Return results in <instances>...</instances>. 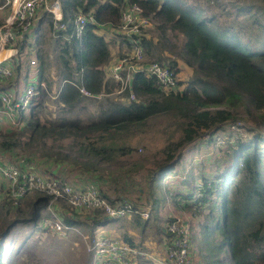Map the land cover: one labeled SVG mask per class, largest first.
I'll use <instances>...</instances> for the list:
<instances>
[{
	"label": "trees",
	"instance_id": "trees-1",
	"mask_svg": "<svg viewBox=\"0 0 264 264\" xmlns=\"http://www.w3.org/2000/svg\"><path fill=\"white\" fill-rule=\"evenodd\" d=\"M57 1L60 21L66 24V29L53 31L59 40L55 39L50 44L52 66L55 69L50 78L48 56L40 53L39 47L35 51L38 61L37 81H44L48 90H51L54 79L57 81L53 100L56 116L39 121L46 93L42 89L38 90L36 100L32 101L22 124L0 135V150L12 153V150L16 152L33 148L37 142L44 144L48 139H68L66 153L47 150V157L59 166L70 164L79 167L83 174L92 177L91 182L96 185L98 194L109 203L120 204L129 198L126 194L130 190L135 189L136 195H140L152 184H159L162 177L175 167L182 151L188 152L196 147L193 145L195 139L206 137L204 143L208 144L215 141L213 136H218L220 147L226 146L228 149L223 154L225 160L222 166L219 167L213 160L214 173L211 179L206 178L207 173L201 168L200 174L195 175V186L183 193L187 195L184 202L191 201L198 213L205 211L203 222L198 223V226L203 229L201 235L204 240H212L206 248L213 246L214 254L218 256L216 264H264V0L245 1L240 6L228 3L227 10L222 8L218 15L207 18L199 17L190 7H179L175 0ZM126 3L137 4L145 16L157 23V40L141 38L148 57L146 62L155 60L176 73L175 62L161 63L159 55L164 49L163 42H167L166 31L177 32L183 41L176 48L175 55L191 69L189 78L184 83L177 81L174 89L165 90L155 78L136 72L131 77L129 90L118 94L125 99L131 92L133 99L127 103L107 100L102 116L89 122L67 118L66 114L71 113L83 99L78 86L93 96L106 95L118 89L119 81L107 75L110 60L108 45L95 30L101 24L116 26L119 10ZM77 12L92 16V22L85 24L79 38L71 34L72 19ZM221 18L230 20L220 23ZM48 27L52 31L50 22ZM21 61L16 58L9 84L17 83ZM23 71L26 75V68ZM21 80H24V76ZM156 115L170 118L169 126H173V130L161 148L147 147L146 150L150 149L152 155H139L132 170L128 171L135 172L138 167L143 168L142 186H132L136 182L123 170L107 177L111 189L116 191L109 197L107 194L111 193L101 189L100 184L105 183V180L97 174L98 163L119 164V157H128L130 146L127 142L116 143L115 139L137 130ZM228 126L235 129L232 131ZM239 130H243L247 138L240 137ZM176 131L178 135L174 137ZM17 134L28 136L20 139ZM107 138L109 144L104 141ZM69 152L74 153V156ZM21 160H17V163L20 164ZM22 164L24 169L28 168L27 160H23ZM122 176L128 177V181H123ZM187 182L188 177L181 185ZM0 184V189H4L5 183ZM189 184H192V179ZM7 198L3 196L0 201L2 238L16 222L36 221L39 209L48 200L42 194L29 200L27 203L31 204V215L23 217L19 205L24 196L16 205H11ZM154 203L152 210L158 202ZM8 204L13 207L14 214V219L10 221L6 220ZM137 206L133 204L132 208ZM90 211L93 214L85 220L90 221L87 225L71 217H63L62 221L74 230L76 227L91 230L96 225L118 223L126 218L112 219L97 210ZM129 217H133L135 226L140 224L145 227L147 220H141L135 213ZM37 227L41 229L39 222ZM207 229L211 232H207ZM158 231V234L166 233L162 229ZM121 236L124 242L135 246L132 244V235Z\"/></svg>",
	"mask_w": 264,
	"mask_h": 264
},
{
	"label": "rangeland",
	"instance_id": "rangeland-1",
	"mask_svg": "<svg viewBox=\"0 0 264 264\" xmlns=\"http://www.w3.org/2000/svg\"><path fill=\"white\" fill-rule=\"evenodd\" d=\"M245 1L256 2L259 0H175V4L179 7H190L196 14H198L199 17L207 18L208 16L211 17L214 14L218 15L222 8L227 10L228 3H234L235 5L240 6L244 4ZM39 12L38 14H40V16L44 13ZM50 16L51 14L44 13V16L42 15V17L36 19V24L40 21V33H37L36 31L38 39L36 47L40 48V53L43 52L49 58V62L51 64L49 67V78L50 74L55 70L54 65L52 66L53 52L51 53L50 44L55 39L59 40L58 37H56L55 32L51 31L48 27V23H51ZM229 20V18H221L220 23H225ZM156 24L157 23L153 19H150V25L141 29L139 32L141 38L151 39L152 41L157 40V34L155 31ZM115 37L117 39L114 38L113 40V38H110L109 40L112 53L109 63L112 59L113 62L115 58L118 59L123 56V54L132 52L131 46H126L125 41L121 37L119 38L117 35ZM166 37L167 42H163L164 49L159 55V57H161L160 60H162L161 63L174 61V69L176 70L175 78L184 83L189 78L191 69L175 55L176 48L182 43L183 37L179 33L169 30L166 31ZM60 38L63 39V36ZM143 56L144 62H146L148 57L144 48ZM43 91L46 93V86ZM118 94L119 93L112 91L106 95L99 94L93 96V98H86L83 96V99L79 102L77 107L71 113H67L66 116L71 119L77 118L83 123L96 120L102 116L101 112L102 110H105L104 108L107 104V100L109 102L117 101L122 104H125L128 100H130L129 97L124 99L123 97H119ZM45 95L46 97L43 98L42 109L39 115V121L41 122L47 118L54 119L56 116L55 105L48 98L47 94ZM35 100L36 97L32 101L34 102ZM170 120V118L168 119L162 115L150 117L146 123L139 126L137 130L130 132L125 137L118 138L120 141L115 139L116 143L127 142L131 148V153L127 155L128 157H119L117 159L119 164L115 162L98 163L100 165L98 166L97 174L102 177V180H105V183L100 184L101 189L105 192L111 193L110 195L107 194L109 197H112L116 191L114 188L111 189L109 185L111 182L107 177L118 174V172L121 173L123 170L127 171V176L136 182V184H132V186H142L140 181H142V174L144 173L143 168L138 167L135 172L128 171L132 170V166L135 164L134 161L139 155L142 154L147 157L148 155H152L150 149L146 150L147 147L159 149L165 144L167 136L173 130V126H169ZM229 126L228 128L232 131L235 129L230 128ZM13 129H8L7 125L0 122V135L5 131ZM238 132L241 134L240 137L247 138L243 130H239ZM17 135L20 139L28 136H26V134ZM173 135L176 137L178 135V131L174 132ZM1 139L2 138L0 136V140ZM206 139V137L195 139V143H201V146L194 143L193 145H196V147L192 149L190 153H187V157L179 159L175 167L162 177V181L159 184H152L150 188L147 187L148 189H145V191H143L140 195H136L135 189L130 190V193L126 194V196L129 197L126 198V201L130 204L139 205L141 207L149 206L151 208L150 214L144 217L145 219L140 217L141 220H147L145 227H142L140 224L135 226L132 221L133 217H126L118 222V225H115L113 222L98 225V232L96 231V235L94 233L95 227L91 230H87L81 227L75 228L74 226L75 230H63L62 235L54 233L50 230L47 231L38 229L37 224L40 219L48 215V212L45 210L48 201H51L50 208L52 212L58 215L61 220H63V217H71L73 220H80V222L84 225H87L90 221L86 222V219H88L87 217H92L91 215L93 213H90V210L74 209L65 200H52L44 192L33 188L24 195V200L19 205L22 210L21 216L25 217L26 215V217H28L31 215L29 212L30 209L32 212L31 204H28L27 202L29 200L32 201L34 197H37L39 194L48 197L46 205L39 209L36 221L31 222L25 220V222H16L4 238H2V234L0 233V264H91L93 254L90 249L93 238L103 235L104 233H106L108 237L117 239H122V234L133 236L132 244H135V249H141L140 252H142L145 256L143 255V257L138 258L137 262V256H128V258L132 260L131 264H155L153 262L154 259H157L156 264H160L159 260L163 261L162 258L165 257V254H167L168 251L169 246L166 247L167 240L172 235L166 230V224L169 223L167 221L173 218H177L183 222L186 220V222L189 223V238L190 234H192L191 241L196 247V250L194 249V252H192V255L194 256V264L195 260H197L196 264H216L218 256L214 254L213 246H210L208 249L206 248L212 240H204V237L201 235L204 233L203 229L198 226V223L203 222V215L205 211L198 213L196 207L193 203H191V201L184 202L186 200L184 197L187 195L183 194L186 191L189 192L192 186H195V175L200 174L201 168L206 171V178L211 179L214 173V171H212L214 169L213 160L219 167L222 166V163L225 160L223 154L228 150L226 149L227 147H220L218 140L205 144L204 142ZM104 141L106 144L110 143L108 138ZM68 143V139H48L44 142V144H39V142H37L34 144L33 148H28L23 151L17 150L14 152L12 150V153H10L0 150V160L5 163L9 162L13 165H16L17 160L19 159H23L24 161L27 160L28 167L32 169L30 171L35 172L34 174H40L45 178H56L72 187L78 188L83 185L85 180H93L92 177H88L83 174L77 166L73 167L70 164H63L64 166H59V164L48 158V155L46 154L47 150L54 153H66L69 145ZM71 155L74 156V153H71ZM33 159H35V163L31 162ZM79 160L82 161L81 159ZM49 165H52L53 167L50 168ZM19 170L23 172L22 168H19ZM187 177L188 182L185 185L189 186H186L182 191V189H179V186H181V183ZM121 179L125 182L128 181V177L122 176ZM191 179L192 184L190 185L189 183ZM1 182L2 181L0 180V183ZM197 186L199 188V182L197 183ZM3 196H6L5 191H0V201ZM7 199L11 202L9 198ZM154 202L158 203L156 208H153L152 210V207L155 205ZM11 205H13V201ZM11 205L8 204L6 206L9 213L8 216H6L7 221L14 219L13 207ZM162 207L164 209H162ZM167 210L169 211L167 212ZM24 211H26V213ZM170 212H173V214H169ZM96 217L99 216L97 215ZM158 229H162L166 231V233L158 234ZM206 231L211 232L209 229ZM188 253L191 255V251L189 249Z\"/></svg>",
	"mask_w": 264,
	"mask_h": 264
},
{
	"label": "built area",
	"instance_id": "built-area-1",
	"mask_svg": "<svg viewBox=\"0 0 264 264\" xmlns=\"http://www.w3.org/2000/svg\"><path fill=\"white\" fill-rule=\"evenodd\" d=\"M8 7V13L0 24V122L7 125L8 129L18 128L27 117L31 102L38 90L45 89L43 81L25 82L20 92L15 90V85L9 84L13 78V66L16 58L21 59V68H31L36 61L33 58L32 29L38 18V12L43 10L51 14L52 31H65L66 24L62 23L60 9L57 0H0V10ZM87 22H92V16L88 13L77 12L71 23V34L79 38ZM150 25V18L142 13V9L135 3L123 4L119 10V22L116 26H109L115 36L121 37L126 46H131L132 52L125 53L107 68V75L119 81L120 85L115 92L121 93L130 87V80L134 73L141 72L145 76L153 77L165 90L177 87L175 72L166 65L156 61L144 62L143 48L141 44L140 30ZM131 45H130V44ZM80 94L91 98L86 90L78 86ZM128 97L133 99L129 92ZM218 140V136H213ZM219 142V140H218ZM7 163V164H6ZM0 160V180L5 183L4 191L13 201V205L33 188L44 192L52 200H65L72 208L77 210H97L108 218L116 219L129 217L131 213L146 217L151 208L133 207L125 201L122 203H109L98 194L96 185L85 182L81 187H72L56 178H45L40 174H34L32 169L23 168V160L20 164L13 165ZM23 169V172L19 170ZM48 201L45 210L46 216L40 219V228L50 230L62 235L63 230L71 229L54 214ZM145 219V218H144ZM166 224V230L172 235L168 238L167 254L160 264H191L189 258V229L188 224L177 218L170 219ZM96 235V234H95ZM93 260L91 264H131L130 257H143L139 249L130 246L122 239L108 237L106 234L93 238L91 249ZM165 250V249H164ZM134 256H133V255ZM145 256V255H144ZM156 261L157 260H153Z\"/></svg>",
	"mask_w": 264,
	"mask_h": 264
},
{
	"label": "crops",
	"instance_id": "crops-1",
	"mask_svg": "<svg viewBox=\"0 0 264 264\" xmlns=\"http://www.w3.org/2000/svg\"><path fill=\"white\" fill-rule=\"evenodd\" d=\"M48 1H51V0H48ZM8 11H9V9H8V7H5V8H3V9H1L0 10V21L2 22V20H3V17L8 13ZM40 12H44L43 10L42 11H40ZM39 12V13H40ZM45 13V12H44ZM44 13H42L41 14V16H40V14H38V18L37 19H39L40 17H42V15L44 16ZM48 14V13H47ZM1 22H0V24H1ZM36 22V21H35ZM39 23H40V21H39ZM36 24L35 23V25H34V27H33V29H32V37H33V43H34V41L37 39V33H40L39 32V29H40V24ZM37 26H39L38 28H37V30H36V27ZM36 31H37V33H36ZM95 33L96 34H98V35H100V36H102V38L104 39V41L107 43V45H108V48H109V53H110V57H111V46H110V43H109V40H110V38H113V40H114V38L115 39H117L116 37H115V34L112 32V29L107 25V24H101V25H99L97 28H96V30H95ZM32 48H33V58L35 59V61H36V63H35V65H33L31 68L29 67V68H27L26 69V75H24V71L22 70V69H20V77L18 78V81H17V83L15 84V90H17V92H20L21 91V89L23 88V84L27 81V82H36L37 81V78H36V74H37V68H38V61H37V58H36V55H35V51H36V49H37V47L35 46V44L33 45L32 44ZM111 59V58H110ZM113 60V59H112ZM112 60L110 61V63H109V66H112L118 59L117 58H115L114 59V61L112 62ZM112 62V63H111ZM54 74H53V72L50 74V76H53ZM24 76V80H21L22 79V77ZM45 83V82H44ZM56 83H57V81H55V79H54V81H53V84H52V86H51V90H48V89H46V94H47V96H48V98L51 100V102H53V100L55 99V91L57 90V85H56ZM91 98H93V97H91ZM199 146H201V145H199ZM202 147H205V146H202ZM191 151V150H190ZM190 151H182V156L180 157V159H182V158H184V157H187V153H190ZM50 166V168L51 167H53L52 165H49ZM180 188V190L182 189V191H183V189L186 187L185 185H181V186H179ZM0 188H1V184H0ZM0 191H4V189L2 188V190L0 189ZM162 209H164L163 207H162ZM169 210H167V212H168ZM175 212V211H174ZM169 214H173V212H170ZM168 216H171V215H168ZM184 222H186V220L184 221ZM187 223V222H186ZM118 225V223H115V225ZM187 224H189V223H187ZM102 227V226H101ZM97 229H98V225L97 226H95V234L98 232L97 231ZM97 231V232H96ZM104 234H106V233H104ZM107 235V234H106ZM191 236H192V234H190V238H189V250L191 251V255H190V253H189V258H190V260H191V264H194V262H193V260H194V256L192 255V252H194L193 250L195 249L196 250V247L194 246V244H192V241H191ZM163 249V248H162ZM155 260H157V259H155ZM154 263H155V261H153ZM197 263V260H195V264Z\"/></svg>",
	"mask_w": 264,
	"mask_h": 264
}]
</instances>
